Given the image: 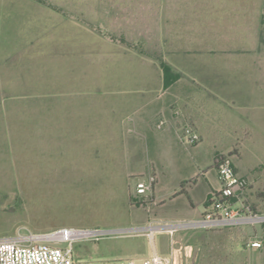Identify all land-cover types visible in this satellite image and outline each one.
<instances>
[{
    "label": "rangeland",
    "instance_id": "rangeland-1",
    "mask_svg": "<svg viewBox=\"0 0 264 264\" xmlns=\"http://www.w3.org/2000/svg\"><path fill=\"white\" fill-rule=\"evenodd\" d=\"M187 60L250 77L239 90L264 103V0H0V237L136 228L137 212L146 223L151 199H135L125 139L92 116L110 118L106 109L127 102L122 92L159 89L164 66L195 73ZM254 118L215 162L231 160L243 200L263 214L264 109ZM156 243L179 264H264V225L161 233ZM74 249L95 264L151 254L142 235Z\"/></svg>",
    "mask_w": 264,
    "mask_h": 264
},
{
    "label": "crops",
    "instance_id": "crops-1",
    "mask_svg": "<svg viewBox=\"0 0 264 264\" xmlns=\"http://www.w3.org/2000/svg\"><path fill=\"white\" fill-rule=\"evenodd\" d=\"M214 63L197 60L194 65L187 60L186 66H197L195 73L180 74L167 86L166 77L159 76V89L122 92L127 102L110 113L106 109L110 118L103 113L92 116L95 123L110 124L118 140L125 139L130 175L158 179L146 223H140L137 212L133 227L202 217L220 188L215 159L229 150L225 140L231 131L244 129L239 124L255 123L254 117L261 116L264 103L257 91L239 90L241 84L245 88L256 81L220 72ZM187 131L198 134L200 141L188 139Z\"/></svg>",
    "mask_w": 264,
    "mask_h": 264
},
{
    "label": "built area",
    "instance_id": "built-area-1",
    "mask_svg": "<svg viewBox=\"0 0 264 264\" xmlns=\"http://www.w3.org/2000/svg\"><path fill=\"white\" fill-rule=\"evenodd\" d=\"M188 139L194 141L197 136ZM217 174L220 188L214 192L205 214L197 219L182 220L160 225L126 229H105L101 227L79 228L61 227L48 233H23L0 237V264H95L79 260L74 246L82 241L99 242L106 238L139 236L148 239L151 254L143 258L106 260L98 264H179L180 257L173 248L168 255L159 252L156 235L183 230H223L241 226L264 225V213L255 212L243 200V182L229 159L217 161ZM157 178L150 175L135 184V199L142 201L151 198ZM253 249L262 247L260 241L251 243Z\"/></svg>",
    "mask_w": 264,
    "mask_h": 264
},
{
    "label": "trees",
    "instance_id": "trees-1",
    "mask_svg": "<svg viewBox=\"0 0 264 264\" xmlns=\"http://www.w3.org/2000/svg\"><path fill=\"white\" fill-rule=\"evenodd\" d=\"M164 69L166 71L165 77H166V85L170 84L172 81L175 80L176 77H174L172 74H170V70L164 66Z\"/></svg>",
    "mask_w": 264,
    "mask_h": 264
}]
</instances>
